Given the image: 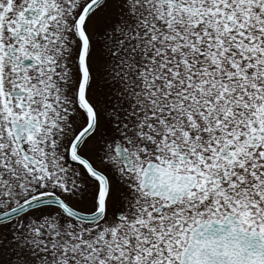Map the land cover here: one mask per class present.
I'll use <instances>...</instances> for the list:
<instances>
[{
  "label": "snow or ice",
  "instance_id": "6c2138e0",
  "mask_svg": "<svg viewBox=\"0 0 264 264\" xmlns=\"http://www.w3.org/2000/svg\"><path fill=\"white\" fill-rule=\"evenodd\" d=\"M0 264H264V0H0Z\"/></svg>",
  "mask_w": 264,
  "mask_h": 264
}]
</instances>
